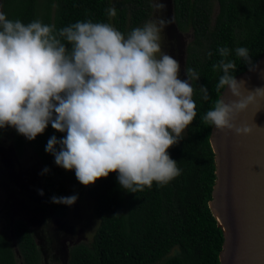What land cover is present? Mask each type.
I'll use <instances>...</instances> for the list:
<instances>
[{
  "label": "clouds",
  "instance_id": "clouds-1",
  "mask_svg": "<svg viewBox=\"0 0 264 264\" xmlns=\"http://www.w3.org/2000/svg\"><path fill=\"white\" fill-rule=\"evenodd\" d=\"M152 6L165 8L162 0ZM106 11L110 20L117 14L114 6ZM169 23L158 16L125 36L111 23L77 21L57 30L39 19L25 24L0 12V129L13 127L29 141L48 124L66 133L59 140L50 137L45 152L57 167L74 170L83 186L115 172L126 192L150 189L153 182L163 187L181 174L167 150L184 138L197 115L193 81L200 79L192 68H185V80L178 79V61L162 51ZM217 51L220 60L212 70L223 73L215 85L221 94L202 122L249 135L251 128L237 126L236 117L264 99V88L241 98L242 81L234 77L237 64L228 59L230 50ZM234 51L251 63L247 48ZM198 88L208 100V88ZM225 90L235 98L229 103ZM47 172L45 167L41 174ZM77 199L53 196L51 203L71 207Z\"/></svg>",
  "mask_w": 264,
  "mask_h": 264
},
{
  "label": "trees",
  "instance_id": "trees-1",
  "mask_svg": "<svg viewBox=\"0 0 264 264\" xmlns=\"http://www.w3.org/2000/svg\"><path fill=\"white\" fill-rule=\"evenodd\" d=\"M123 2L129 5V15L126 5L119 2L114 6L117 14L111 20L116 30L128 34L143 25L150 6L148 0ZM171 3L177 29H189L192 35L184 70L192 68L200 76L193 81L192 98L197 115L182 134L184 138L167 150L182 170L179 176L163 187L153 182L150 189L145 187L135 194L120 187L115 172L83 186L74 170L57 167L54 157L45 152L50 137L55 135L59 140L66 133L56 132L48 124L43 133L29 141L13 127L0 129V137L9 139L17 155L27 147L37 158L42 199L51 216L59 219L67 213V206L51 203L53 196H67V181L76 182L92 199L97 227L88 243L69 247L66 264H218L222 233L207 206L214 182L213 153L208 141L211 126L204 124L202 117L220 94L215 85L223 73L212 70V65L220 60L217 49L230 50L228 59L237 64L234 76L263 53L264 0H171ZM213 4L216 12L211 21ZM0 8L9 19H19L25 24L39 19L44 24H54L57 30L77 21L109 23L110 20L106 11L108 0H0ZM237 47L248 49L250 64L235 56ZM199 86L208 88V100L201 98ZM45 167L49 172L41 174ZM12 232L23 264H38V249L25 223L15 220ZM0 264H15L11 241L3 233H0Z\"/></svg>",
  "mask_w": 264,
  "mask_h": 264
},
{
  "label": "water",
  "instance_id": "water-1",
  "mask_svg": "<svg viewBox=\"0 0 264 264\" xmlns=\"http://www.w3.org/2000/svg\"><path fill=\"white\" fill-rule=\"evenodd\" d=\"M234 77L242 81L241 98L264 88V51ZM223 99L229 103L235 98L225 90ZM235 122L250 127V134L236 136L211 126L208 136L214 182L207 206L222 233L218 264H264V99Z\"/></svg>",
  "mask_w": 264,
  "mask_h": 264
},
{
  "label": "rangeland",
  "instance_id": "rangeland-1",
  "mask_svg": "<svg viewBox=\"0 0 264 264\" xmlns=\"http://www.w3.org/2000/svg\"><path fill=\"white\" fill-rule=\"evenodd\" d=\"M119 2L126 5L129 15V5L126 2L108 0L109 7ZM158 2L159 0H148L150 10L143 24L158 16L171 20L162 33V51L178 61V79L183 81L187 78L184 61L192 35L189 29H177L172 18L171 0H162L165 4L162 12L152 6ZM215 12L216 5L213 4L211 21ZM109 23L113 25L112 20ZM65 186L67 196L77 195L78 199L71 207L67 206V213L63 218H54L46 209L42 196L38 195L41 185L37 158L27 147H23L21 154L17 155L9 139L0 137V233L11 241L15 264H23L12 232L15 220H22L30 230L39 253L38 264H66L71 245L91 240L98 224L92 210V199L74 181H67ZM173 252L172 250L170 254Z\"/></svg>",
  "mask_w": 264,
  "mask_h": 264
}]
</instances>
